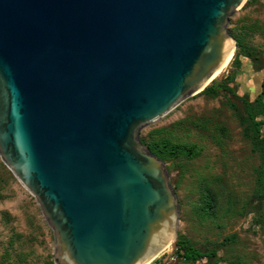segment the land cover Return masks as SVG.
<instances>
[{
	"label": "water",
	"instance_id": "1",
	"mask_svg": "<svg viewBox=\"0 0 264 264\" xmlns=\"http://www.w3.org/2000/svg\"><path fill=\"white\" fill-rule=\"evenodd\" d=\"M245 1L0 0V159L55 264H140L174 242L176 193L139 131L234 58Z\"/></svg>",
	"mask_w": 264,
	"mask_h": 264
},
{
	"label": "rangeland",
	"instance_id": "2",
	"mask_svg": "<svg viewBox=\"0 0 264 264\" xmlns=\"http://www.w3.org/2000/svg\"><path fill=\"white\" fill-rule=\"evenodd\" d=\"M227 30L241 35L243 54L237 63L234 56L215 80L234 72L233 92L219 91L215 97L198 92L139 131L141 140L151 129L183 119L186 127L178 133L189 134L202 149L192 159L164 161L179 203L177 235L172 249L148 264H264V184L261 191L256 185L258 173L264 181V123L254 143L241 100L257 111L253 101L264 82V0H246L229 16ZM255 118L264 121V114ZM203 179L211 183L209 215L201 210ZM179 234L216 255L183 261L176 253ZM0 264H55L51 228L32 194L1 159Z\"/></svg>",
	"mask_w": 264,
	"mask_h": 264
},
{
	"label": "trees",
	"instance_id": "3",
	"mask_svg": "<svg viewBox=\"0 0 264 264\" xmlns=\"http://www.w3.org/2000/svg\"><path fill=\"white\" fill-rule=\"evenodd\" d=\"M236 42V51L234 61L237 63L238 58L242 55V38L241 35L231 32ZM234 79V72L227 74L222 80H212L200 93L206 94L210 97H215L219 91L233 92L229 83ZM264 97V82L260 85V90L257 93L254 103L258 105L256 112L252 111L251 103L248 100L241 99L248 119L249 138L256 143L259 139L260 127L264 123L262 119H256V114H264V104L262 98ZM230 108L235 109V105L231 102L226 103ZM200 121L193 122V126ZM192 123V122H191ZM186 125L185 120L179 119L171 123L168 127H156L151 129L147 137L141 138V142L145 144L149 150L163 161H175L180 158L192 159L200 155L201 147L195 141H192L189 134H179L178 130ZM186 127V126H185ZM256 145V144H255ZM264 181L262 174L258 173L256 185L259 191L263 190ZM211 183L203 179L200 187L201 193V210L205 215H209L211 208V200L213 195L211 193ZM176 253L185 262H195L204 257H214L215 250L202 251L197 248L193 242L186 236L179 234L175 241Z\"/></svg>",
	"mask_w": 264,
	"mask_h": 264
},
{
	"label": "bare ground",
	"instance_id": "4",
	"mask_svg": "<svg viewBox=\"0 0 264 264\" xmlns=\"http://www.w3.org/2000/svg\"><path fill=\"white\" fill-rule=\"evenodd\" d=\"M233 52H234V47L232 45V48L231 50L228 52L227 54V57L225 59V61L223 62V64L220 66V68L213 74V77L214 78H217L219 77L222 72L229 66L232 58H233ZM174 242H173V236H170L168 239H167V242H166V245L164 246V248L162 250H160L156 255L155 257H157L159 254H161L162 252L164 253V251H169L172 249V246H173ZM152 260L149 259L147 261H143L142 263L140 264H148L149 262H151Z\"/></svg>",
	"mask_w": 264,
	"mask_h": 264
}]
</instances>
